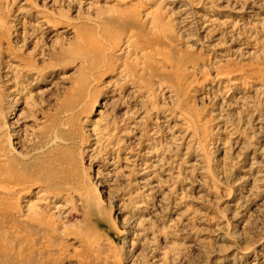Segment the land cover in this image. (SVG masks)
<instances>
[{
  "label": "rangeland",
  "instance_id": "1",
  "mask_svg": "<svg viewBox=\"0 0 264 264\" xmlns=\"http://www.w3.org/2000/svg\"><path fill=\"white\" fill-rule=\"evenodd\" d=\"M0 264H264V0H0Z\"/></svg>",
  "mask_w": 264,
  "mask_h": 264
},
{
  "label": "bare ground",
  "instance_id": "2",
  "mask_svg": "<svg viewBox=\"0 0 264 264\" xmlns=\"http://www.w3.org/2000/svg\"><path fill=\"white\" fill-rule=\"evenodd\" d=\"M92 196H93L92 195V191H89V190L88 191H80V193H79V197L82 200H84L85 204L90 205V206L92 204H94L93 203V197ZM52 221H53V219H52Z\"/></svg>",
  "mask_w": 264,
  "mask_h": 264
}]
</instances>
